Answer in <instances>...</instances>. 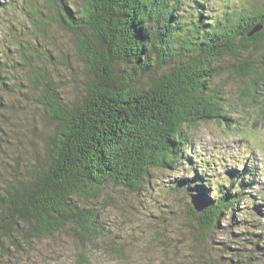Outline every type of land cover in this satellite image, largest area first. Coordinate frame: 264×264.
Here are the masks:
<instances>
[{
	"label": "trees",
	"instance_id": "trees-1",
	"mask_svg": "<svg viewBox=\"0 0 264 264\" xmlns=\"http://www.w3.org/2000/svg\"><path fill=\"white\" fill-rule=\"evenodd\" d=\"M77 1L70 10L60 0L53 21L74 36L85 71L81 92L65 100L47 74L31 72L43 133L3 115L9 67L0 57V264H18L34 244L64 230L91 243L101 227L87 205L105 185L134 191L152 170H176L187 160L195 167L191 132L226 118L214 78L227 72L264 80L253 62L216 65L262 45L264 5L211 19L202 8L207 0ZM26 128L30 138L21 134ZM197 173L175 187L197 189L193 212L212 232L245 187L219 186L212 199L200 190L209 180ZM238 175L232 180L246 174Z\"/></svg>",
	"mask_w": 264,
	"mask_h": 264
},
{
	"label": "rangeland",
	"instance_id": "rangeland-1",
	"mask_svg": "<svg viewBox=\"0 0 264 264\" xmlns=\"http://www.w3.org/2000/svg\"><path fill=\"white\" fill-rule=\"evenodd\" d=\"M64 1L70 10L78 3ZM256 3L261 7L264 0H207L202 8L213 19ZM59 4L60 0H0V57L9 67L2 113L14 124L35 123L39 133L44 122L35 104L39 90L33 89L31 72L47 74L65 100L81 92L85 72L75 57L74 36L53 21ZM244 62H253L252 69L264 77V40L237 60L224 58L216 65ZM252 78L224 72L212 80L226 118L202 122L191 132L194 154L188 158L195 167L187 160L176 170H152L134 191L105 185L87 205L98 211L101 233L96 239L82 245L72 231L64 230L34 244L17 263L264 264V80L254 83ZM26 130L21 134L30 138ZM197 169L210 184L200 190L212 199L219 186H233L231 191L245 187L238 205L224 212L212 232L200 227L193 212L197 189L175 187L178 180H194ZM242 173L243 179L232 180Z\"/></svg>",
	"mask_w": 264,
	"mask_h": 264
},
{
	"label": "water",
	"instance_id": "water-1",
	"mask_svg": "<svg viewBox=\"0 0 264 264\" xmlns=\"http://www.w3.org/2000/svg\"><path fill=\"white\" fill-rule=\"evenodd\" d=\"M261 28V26H257L255 28H253L249 34V36L253 35L255 32H257L259 29Z\"/></svg>",
	"mask_w": 264,
	"mask_h": 264
}]
</instances>
